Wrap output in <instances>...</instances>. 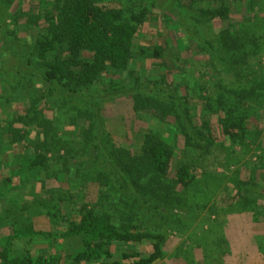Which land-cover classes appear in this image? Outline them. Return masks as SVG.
Listing matches in <instances>:
<instances>
[{"label":"trees","instance_id":"1","mask_svg":"<svg viewBox=\"0 0 264 264\" xmlns=\"http://www.w3.org/2000/svg\"><path fill=\"white\" fill-rule=\"evenodd\" d=\"M16 2L17 8L10 12ZM212 2L40 0L35 9L24 0H0L9 16L0 24V79L5 95L1 102L12 109L0 131V160L9 163L3 153L6 148L24 146L21 153L14 154L16 169L0 180V201L11 198L12 192H21L19 187L24 184H38L45 191V182L54 179L68 186L52 191L49 200L37 194L31 201L23 200V205L13 203L0 211V228L11 230L0 238V264H47L44 258L29 251L17 252L14 247L16 242L24 245L43 237L80 239V248L67 264H157L164 258L168 231H180L200 206L191 194L199 179L195 161L185 158L172 172L180 152L178 137L184 140L185 154L209 152L218 144L209 118L218 116L231 147L251 138L245 130L252 115L248 104L264 95L262 81L258 86L247 74L252 58L264 51V18L230 24L213 33V21H228L230 9L209 8ZM158 4L166 10L167 24L174 21L182 31L179 52L190 50L186 39L199 49L193 58L183 60L185 66L201 62L196 57L203 55L207 65L225 77L218 96L202 95L204 86L194 90L184 83L181 74L187 69L175 73L178 67L166 59L167 47L159 44L141 49L136 43L144 27L154 20ZM21 30L28 33L22 37L28 48L18 56L15 72L5 73L4 53L9 43L21 40ZM141 60L160 62L152 70L145 63L148 74L134 78L133 67ZM231 74L232 81L227 80ZM122 99L132 101L136 115L166 124V135L147 129L138 153L118 144L106 128L103 112L108 103ZM197 99L204 101L200 109L194 102ZM18 102H25L21 110L14 109ZM169 118L174 121L168 122ZM67 127L78 135L77 141L64 136ZM258 158L245 165L251 173L256 168L264 170V149ZM52 162H56L55 168ZM240 175L237 169L234 201L225 212H250L258 219L264 216V185ZM16 196L21 198L14 195V202ZM202 197L199 195L205 203ZM206 197H212L210 192ZM66 201L68 207H76L67 211ZM36 216L46 217L51 226L60 227L62 221L68 225L51 233L37 230L32 221ZM226 229L219 225L216 231L222 235L212 240L210 248L196 244L203 250L205 264H229L230 245L244 243L243 236L231 238ZM254 251H260L259 264H264V246Z\"/></svg>","mask_w":264,"mask_h":264},{"label":"rangeland","instance_id":"2","mask_svg":"<svg viewBox=\"0 0 264 264\" xmlns=\"http://www.w3.org/2000/svg\"><path fill=\"white\" fill-rule=\"evenodd\" d=\"M24 3L28 6H33L35 9L40 4V0H24ZM264 0H213L209 3V8H217L226 6L230 9V18L228 21L215 20L211 24V30L213 33H220L223 29L227 28L230 24H245L247 20L251 19L254 23L257 20L264 18ZM206 6V5H205ZM17 8V2L10 8V12H14ZM9 13V11H8ZM166 10L164 7L156 6L153 10L154 20L144 27V33L136 39V43L141 49L153 48L156 45H162L168 48V56L166 59L173 65L176 63L175 73L179 74L181 68H185V59H191L195 56L196 51L199 49L194 42L186 39V45L190 46V50L180 53L177 46V41L182 36V31L178 29L176 23L173 21L167 24L165 20ZM6 14V8L0 3V24H4L8 20ZM175 17L173 18V20ZM261 22V21H259ZM261 24V23H260ZM260 24L258 33L260 31ZM24 29V26H21ZM21 40L14 41L8 44V50L4 53L3 58V72H15V66H17L18 56L21 54L22 49L27 50V43L22 37H26L28 33L20 31ZM181 43V41H180ZM13 52V53H12ZM23 54V53H22ZM180 56V59H176ZM198 56V55H197ZM201 62L195 61L194 64H188L185 68L187 72L181 74V79L188 86L194 90L200 89V85L204 86L206 90L202 95H216L222 91L220 89L222 78H225L222 74L211 69V66L207 65L206 57L199 55L196 57ZM159 60H155L153 63L145 61H136L134 78L148 74L145 68L152 70L155 68V64L159 63ZM147 66H146V64ZM19 65H23L19 60ZM146 66V67H145ZM248 78L251 81H255V84L260 86L263 83L262 91L264 93V51L259 54H255L249 63V70L247 71ZM231 74L226 79H233ZM172 79V75L169 74V80ZM134 79H131L132 82ZM260 81H262L260 83ZM245 82V81H243ZM4 82L0 79V131L4 130L5 120L8 114L11 113L10 105H5L1 102L4 95ZM208 89V90H207ZM25 90V89H24ZM198 104L199 108L203 106L204 101L197 99L194 101ZM25 103V102H23ZM18 102L14 104L15 110H21L24 104ZM251 107L250 113L251 119L246 123V131H250L251 138L242 140L231 147L230 141L224 136L220 129L218 122V116L210 117L214 137L217 139V143L214 147L210 148L209 152H193L187 151L185 154L184 140L181 136L178 137V147L180 152L176 160L172 165V172L175 173L179 163L183 159L188 161H195L196 167L199 169V179L193 189V195L197 197L194 202L199 203L200 206L197 208L196 213L193 216L190 215L188 220L185 222L184 227H179L180 231H173L172 229L167 233V240L164 246L165 256L157 264H205L203 258V250L198 249L196 244H207L208 248L211 246L212 240H216L218 236L222 235L221 231H216L219 225L224 224L228 227V235L231 238H244V243L237 242L234 245H230L229 251V264H259V257L261 253L255 252L259 245L264 246V216L261 215L258 219L254 217L253 213L250 212H228V210L234 201L233 197V186H234V173L237 169L241 170L239 178L246 179L252 177L256 183L260 186L264 184V170L256 168L255 173H251L246 168L248 163H256L259 160L261 150L264 149V95L260 99L255 98L253 101H249L248 104ZM132 101L130 99H122L113 104H107L104 108V117L106 121L107 130L113 134L118 144L133 149L135 152H140L142 134L147 129H157L161 134L166 135V124H156L154 119L146 118L142 115H136L133 112ZM199 111V110H198ZM203 118V117H202ZM208 119V118H206ZM173 118H169L168 122L172 123ZM67 131L64 134L66 138L77 141L78 135L73 133L71 127L66 128ZM72 130V131H70ZM24 146H16L14 150L12 148H6L4 150L5 157L8 162L0 160V180L3 175H7L8 171L16 169L14 164V154L21 153ZM182 151V152H181ZM13 161V162H12ZM53 168L56 167V162H52ZM253 165H251L252 167ZM18 184V179L16 180ZM45 191L41 190V185H21V192H12L14 195H19L20 199L16 201L11 198H5L0 201V211L3 209L8 210L12 207L13 203L19 206L23 205V200L31 201L33 196L41 194L43 197L49 200L52 191L65 190L68 188L65 182L59 183L54 179L47 180L45 182ZM264 189V187H261ZM54 191V192H55ZM210 192V199H207V194ZM10 194V193H9ZM11 195V194H10ZM199 195L205 200L199 198ZM26 197V199H25ZM91 197H89V200ZM190 199V197H188ZM192 199V198H191ZM207 199V200H206ZM66 201L65 207L67 208ZM52 204L56 205L54 201ZM76 207L71 204L67 209ZM215 211L218 213L215 215ZM7 217L9 213L6 214ZM75 220V216L71 218ZM34 227L37 230L55 232L59 229H65L68 223L63 221L60 227L55 225L51 226L50 222L46 217L36 216L33 218ZM231 225V226H230ZM230 226V227H229ZM231 228V229H230ZM213 229V230H211ZM212 231L213 234L209 232ZM11 233L10 228H0V238ZM224 241V240H223ZM229 241V239H228ZM209 242V245H208ZM24 245L22 242H16L14 244L15 250L20 252L21 250L29 251L34 256H39L45 259L47 264H67L68 258L71 257L73 251L77 250L81 246L80 239L69 238V239H58L54 240L51 237L38 238L36 240L25 241ZM225 247V246H224ZM229 249L228 246H226ZM210 250V249H209Z\"/></svg>","mask_w":264,"mask_h":264}]
</instances>
